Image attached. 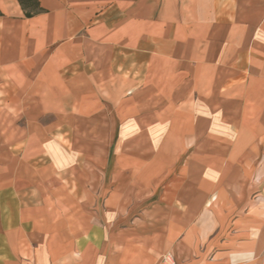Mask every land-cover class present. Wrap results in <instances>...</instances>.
Wrapping results in <instances>:
<instances>
[{"label":"crops","instance_id":"obj_1","mask_svg":"<svg viewBox=\"0 0 264 264\" xmlns=\"http://www.w3.org/2000/svg\"><path fill=\"white\" fill-rule=\"evenodd\" d=\"M0 0V264H264V0Z\"/></svg>","mask_w":264,"mask_h":264},{"label":"trees","instance_id":"obj_2","mask_svg":"<svg viewBox=\"0 0 264 264\" xmlns=\"http://www.w3.org/2000/svg\"><path fill=\"white\" fill-rule=\"evenodd\" d=\"M24 8L27 10L28 8L32 11L28 12L27 15L31 16L32 12H36L38 10V0H20Z\"/></svg>","mask_w":264,"mask_h":264},{"label":"built area","instance_id":"obj_3","mask_svg":"<svg viewBox=\"0 0 264 264\" xmlns=\"http://www.w3.org/2000/svg\"><path fill=\"white\" fill-rule=\"evenodd\" d=\"M26 264H28V263H26Z\"/></svg>","mask_w":264,"mask_h":264}]
</instances>
